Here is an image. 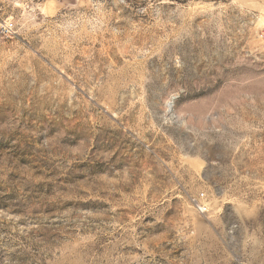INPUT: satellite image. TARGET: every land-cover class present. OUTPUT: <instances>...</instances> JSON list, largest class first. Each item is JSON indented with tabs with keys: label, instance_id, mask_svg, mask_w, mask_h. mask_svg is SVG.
Listing matches in <instances>:
<instances>
[{
	"label": "rangeland",
	"instance_id": "rangeland-1",
	"mask_svg": "<svg viewBox=\"0 0 264 264\" xmlns=\"http://www.w3.org/2000/svg\"><path fill=\"white\" fill-rule=\"evenodd\" d=\"M6 17L0 264H264V0Z\"/></svg>",
	"mask_w": 264,
	"mask_h": 264
},
{
	"label": "built area",
	"instance_id": "built-area-1",
	"mask_svg": "<svg viewBox=\"0 0 264 264\" xmlns=\"http://www.w3.org/2000/svg\"><path fill=\"white\" fill-rule=\"evenodd\" d=\"M16 33V23L9 17L0 18V36L11 37ZM199 210L204 211L205 205L200 202L196 203Z\"/></svg>",
	"mask_w": 264,
	"mask_h": 264
}]
</instances>
